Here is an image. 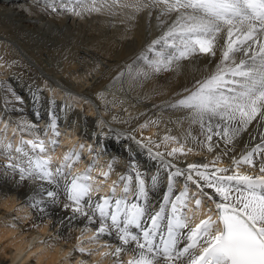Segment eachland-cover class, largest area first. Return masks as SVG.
<instances>
[{
  "label": "snow or ice",
  "instance_id": "6c2138e0",
  "mask_svg": "<svg viewBox=\"0 0 264 264\" xmlns=\"http://www.w3.org/2000/svg\"><path fill=\"white\" fill-rule=\"evenodd\" d=\"M57 5L59 11L75 16L126 12L134 20L147 13L151 21L155 13L157 27H167L146 48L151 58L141 53L139 59L145 62V70L137 73L139 77L173 71L182 61L200 56L208 57L211 63L219 53L214 71L162 107L185 112L177 123L187 121V137L207 151L213 152L221 141L225 148L208 163H189L180 168L173 159L192 152V148L184 147L186 139L165 135L160 142L151 137L146 138L147 143L138 140L149 158L159 163L156 172L148 176L130 162V171L113 181L110 194L94 198L93 193L101 188L91 175L95 160L83 173L72 172L84 145H79L81 151L69 149L54 167L52 157L47 155L48 144L54 150L59 146L58 139L46 143L36 136L22 139L15 148L0 142L6 153L19 154L10 156L6 165L18 176L17 183L38 182L37 191L52 203L62 193L68 201L63 208L72 213L69 219L83 218L86 230L88 225H96L91 239L108 236L118 241L113 251L102 254L112 255L116 264H264V160L258 166L254 162L264 157V0H46L47 10L57 12ZM100 95L103 97V93ZM253 121L257 122L260 142L250 148L246 144L239 157H230L228 167H217L222 157L235 152V141ZM156 123L149 120L141 128ZM192 126L199 128V136L192 135ZM20 129L31 131L36 125L24 121ZM49 131L53 137L60 136L54 114H50L45 135ZM249 135L250 141L256 140V135ZM213 136L219 138L215 144ZM169 142L179 146L169 149ZM162 146L164 150H160ZM245 165L257 170L241 173ZM161 170L167 174L166 182ZM112 171L113 162H109L107 171L100 175L106 180ZM177 178L184 180L178 192ZM162 182L166 188L157 208L150 192ZM45 183L51 190L44 187ZM121 184V194L117 195ZM190 185H195V192H190ZM204 189L212 190L218 200H212ZM201 197L214 204V209L207 212L215 211L216 215L207 214L195 222L204 202ZM128 252L131 258L123 261L121 254Z\"/></svg>",
  "mask_w": 264,
  "mask_h": 264
},
{
  "label": "bare ground",
  "instance_id": "6f19581e",
  "mask_svg": "<svg viewBox=\"0 0 264 264\" xmlns=\"http://www.w3.org/2000/svg\"><path fill=\"white\" fill-rule=\"evenodd\" d=\"M57 8V12L47 10L46 0H0L2 144L11 143L15 148L22 139L36 136L46 143L49 139H58L59 148L52 150L48 144L47 155L52 157L54 167L69 149L81 151L79 145L82 144L81 158L72 167L76 174L83 173L82 155L89 158L92 155L89 148L96 142L105 150L99 156L102 167L98 171L107 170L109 162H113L114 171L110 181L105 183L107 187L94 192V198L110 194L113 181L130 171V162L148 176L156 172L159 163L149 158L146 149L137 144L138 140L144 139L147 143L146 138L151 137L160 142L165 135L176 136L181 141L186 139L184 147L192 148V152L174 159L166 157L180 168H186L189 163H208L224 150L222 141L213 152L192 141L187 137L188 122L177 123L186 113L162 107L165 102L179 99L177 93L183 94L197 79L214 71L219 53L211 63L208 57L200 56L182 61L173 71L139 77L137 73L145 70V62L139 59L141 53L151 58L146 48L167 27H157L155 13L149 21L147 13L132 20L126 12L75 16L59 11L58 5ZM94 16L101 19L102 29L90 19ZM110 21L118 24L117 28L112 25L117 31L109 29ZM50 114L57 117L59 137H53L50 131L45 135ZM149 120L158 123L141 128ZM24 121L35 124L36 129L22 132L20 125ZM256 123L253 121L248 130L241 133L235 141V152L222 157L217 167H228L230 157H239L246 144L250 148L260 142ZM65 127L70 129L68 133H64ZM190 130L193 136H199L197 126ZM250 133L256 135L255 141H250ZM218 140L213 136L214 144ZM178 146L169 142L168 148ZM160 150H164L163 146ZM10 156L16 158L19 154L6 153L0 146V264H116L112 255L102 254L113 251L118 241L108 236L91 239L96 225H88L86 230L87 222L83 218L69 219L72 213L63 208L68 201L62 193L57 202L52 203L37 191L38 182L17 183L18 176L6 168ZM261 160L264 157H257L254 162L258 166ZM246 170L257 169L250 170L247 165L240 168L241 173ZM160 175L166 182L167 174L161 170ZM93 179L97 183L105 180L101 175ZM183 186V178H177L176 191ZM44 187L51 190L46 183ZM122 187L121 184L117 188V195ZM165 188L162 182L150 192L157 208ZM204 191L216 197L212 190ZM79 248L85 251L81 253ZM131 256V252L122 253L121 259L127 261Z\"/></svg>",
  "mask_w": 264,
  "mask_h": 264
},
{
  "label": "rangeland",
  "instance_id": "374dc122",
  "mask_svg": "<svg viewBox=\"0 0 264 264\" xmlns=\"http://www.w3.org/2000/svg\"><path fill=\"white\" fill-rule=\"evenodd\" d=\"M87 16H89V15H87ZM90 19H93L94 20V22H96V26L98 27V28H101L102 29V27H100V21H101V19H99L97 16H94V17H90ZM89 19V20H90ZM105 19H109V18H104L103 20H105ZM110 25H111V27L109 28V29H112L113 28V30H114V27H112V25H116V28L118 27V24L117 23H113L112 21H110ZM105 28H103V30H104ZM107 30V29H106ZM114 31H117V30H114Z\"/></svg>",
  "mask_w": 264,
  "mask_h": 264
}]
</instances>
